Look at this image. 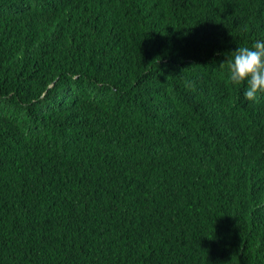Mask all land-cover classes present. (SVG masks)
Instances as JSON below:
<instances>
[{"label":"trees","instance_id":"1","mask_svg":"<svg viewBox=\"0 0 264 264\" xmlns=\"http://www.w3.org/2000/svg\"><path fill=\"white\" fill-rule=\"evenodd\" d=\"M257 38L264 0H0V264H264Z\"/></svg>","mask_w":264,"mask_h":264},{"label":"clouds","instance_id":"2","mask_svg":"<svg viewBox=\"0 0 264 264\" xmlns=\"http://www.w3.org/2000/svg\"><path fill=\"white\" fill-rule=\"evenodd\" d=\"M223 54L227 79L234 85H244V99L255 101L264 96V38H257L250 45H238Z\"/></svg>","mask_w":264,"mask_h":264}]
</instances>
